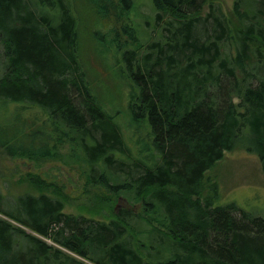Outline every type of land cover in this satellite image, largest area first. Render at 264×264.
Returning <instances> with one entry per match:
<instances>
[{
  "label": "trees",
  "instance_id": "trees-1",
  "mask_svg": "<svg viewBox=\"0 0 264 264\" xmlns=\"http://www.w3.org/2000/svg\"><path fill=\"white\" fill-rule=\"evenodd\" d=\"M139 1L0 0V154L76 168L108 206L101 219L66 212L27 175L37 193L0 196V264H264V217L216 205V184L195 192L237 149L264 173V0L229 14L215 0H145L154 41ZM83 12L127 36L107 49L124 112L87 80ZM119 199L137 209L114 211Z\"/></svg>",
  "mask_w": 264,
  "mask_h": 264
},
{
  "label": "rangeland",
  "instance_id": "rangeland-1",
  "mask_svg": "<svg viewBox=\"0 0 264 264\" xmlns=\"http://www.w3.org/2000/svg\"><path fill=\"white\" fill-rule=\"evenodd\" d=\"M215 1L221 4L227 14L230 13L234 0ZM139 2L142 3L139 13L144 15V18L137 21L145 39L154 41L157 36L153 34L155 29L153 15L147 8L145 0ZM84 10L88 12L85 7ZM84 12L81 13L80 45L87 80L93 93L109 111L124 112L126 86L117 75L118 69L115 68L113 53L107 49L113 38L123 43L127 36L120 26L114 25L112 21L111 24H97L93 16ZM1 69L0 56V72ZM27 175L39 180L41 178L49 191H59L65 197L66 212L93 215L101 219L108 209L101 199L103 195H100L98 189L87 186L76 168L71 169L70 166L58 162L35 164L0 154V196L5 200L14 201L15 196L25 192L37 193L35 187L24 182ZM213 184L217 185L219 192L216 205L233 203L242 211L264 217V173L254 155L242 149L225 153L223 160L205 174L200 190H195L199 193L198 198H206ZM196 196L192 199H196ZM111 206L114 211L121 208L130 211L137 209V206L133 207L123 199L113 202Z\"/></svg>",
  "mask_w": 264,
  "mask_h": 264
}]
</instances>
